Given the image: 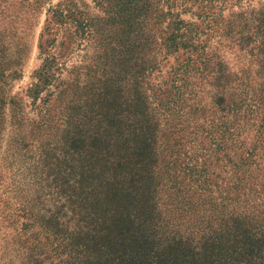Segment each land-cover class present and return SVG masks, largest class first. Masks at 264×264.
I'll return each mask as SVG.
<instances>
[{
    "label": "rangeland",
    "instance_id": "rangeland-1",
    "mask_svg": "<svg viewBox=\"0 0 264 264\" xmlns=\"http://www.w3.org/2000/svg\"><path fill=\"white\" fill-rule=\"evenodd\" d=\"M109 1L115 5L113 10L107 0H72L87 26L68 45L70 33L75 31L71 24H61L49 34L44 30L48 8L67 0H0V48L7 60L18 56L15 46L22 49L18 75L8 76L2 87L5 113L17 117L6 125L0 141V264H58L66 258L58 246L60 237L50 235L38 223L46 209L59 206L54 204L53 186L61 184L67 191L71 183L72 174L65 176L62 170L71 172L70 166L75 168L82 155L79 149L64 150L66 145L59 138L63 121L69 107L85 100L84 80L94 71L118 73L123 88L130 89L115 53L122 49L118 41H122L129 6L135 0ZM261 7L264 0H154L143 18L142 32L136 29L150 41L143 49L148 69L143 88L149 113L157 120L154 202L165 234L198 240L210 222L212 228L217 227L226 173L223 162L216 159L220 154L215 144L217 128L209 126L218 110L213 102L219 97L234 99L245 118L239 121L246 129L244 135L251 137L255 126H264L260 120L264 56L251 50L252 43L236 40L238 27H226L229 14ZM178 20L183 22L180 32L186 30L193 47L169 55L161 37L169 34L171 23ZM46 58L54 59L52 75L35 96L32 89ZM154 96L169 100L171 109L158 105ZM44 150L46 160L42 158ZM255 153L264 175V142ZM206 168L210 176L204 175ZM55 171L59 172L56 182L54 175L50 181L44 178ZM62 213L65 220L71 216L66 208Z\"/></svg>",
    "mask_w": 264,
    "mask_h": 264
},
{
    "label": "trees",
    "instance_id": "trees-1",
    "mask_svg": "<svg viewBox=\"0 0 264 264\" xmlns=\"http://www.w3.org/2000/svg\"><path fill=\"white\" fill-rule=\"evenodd\" d=\"M107 1L113 10L115 5ZM153 3L154 0H135L129 6L123 42L118 41L122 49L115 56L130 89L123 88L118 73L94 71L84 80L82 88L88 93L85 100L69 107L59 138L66 145L67 153L68 148L79 149L82 155L77 157L75 168L70 166L71 172L62 170L65 176L72 174L71 183L67 191L62 190L61 184L53 186L54 204L59 206L46 209L39 216V226L50 235L60 237L58 246H62L66 258L58 264H264V175L255 162L258 144L264 142V126H255L256 133L251 137L244 135L246 129L239 121L245 118L232 98L227 101L217 98L213 103L218 110L213 112V120H209V126L218 131L215 144L220 154L216 159L223 162L226 173L217 227L212 228L210 222L198 240L189 235L162 232L158 220L161 215L154 202L157 120L149 113L143 88V77L148 70L143 49L150 41L147 36L137 34L142 32L143 18ZM47 12L44 29L47 34L64 23L75 27L68 45L87 26L86 18H81L72 0L48 8ZM226 22V27H238L237 41L252 43L251 50L264 56V7L249 13H231ZM171 24L172 31L161 37L167 54L193 47L186 30L180 32L183 22ZM15 49L18 56L7 60L3 47L0 48V141L6 125L17 117L14 113H5L2 91L7 77L18 75L16 67L20 65L22 49L18 46ZM53 63L54 59L46 58L37 72L38 82L32 89L35 96L48 83ZM158 102L171 109L169 100L163 102L160 98ZM261 113L260 120L264 122V111ZM245 123L254 126L246 120ZM42 158L46 160V150ZM63 163H66L64 159ZM207 170L204 175L210 176ZM58 174L55 171L44 178L49 180L54 175L52 180L56 182ZM196 175V179L201 178L200 173ZM209 178L203 177V180ZM65 208L71 212L66 220L62 213Z\"/></svg>",
    "mask_w": 264,
    "mask_h": 264
}]
</instances>
